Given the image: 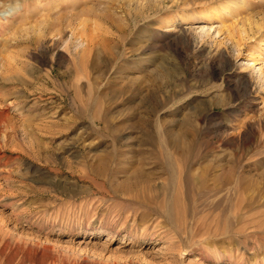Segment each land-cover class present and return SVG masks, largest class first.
Returning <instances> with one entry per match:
<instances>
[{
    "label": "rangeland",
    "instance_id": "1",
    "mask_svg": "<svg viewBox=\"0 0 264 264\" xmlns=\"http://www.w3.org/2000/svg\"><path fill=\"white\" fill-rule=\"evenodd\" d=\"M19 3L0 264H264V0Z\"/></svg>",
    "mask_w": 264,
    "mask_h": 264
},
{
    "label": "clouds",
    "instance_id": "2",
    "mask_svg": "<svg viewBox=\"0 0 264 264\" xmlns=\"http://www.w3.org/2000/svg\"><path fill=\"white\" fill-rule=\"evenodd\" d=\"M19 10V0H0V24L9 22Z\"/></svg>",
    "mask_w": 264,
    "mask_h": 264
},
{
    "label": "bare ground",
    "instance_id": "3",
    "mask_svg": "<svg viewBox=\"0 0 264 264\" xmlns=\"http://www.w3.org/2000/svg\"><path fill=\"white\" fill-rule=\"evenodd\" d=\"M4 68V67H3Z\"/></svg>",
    "mask_w": 264,
    "mask_h": 264
}]
</instances>
